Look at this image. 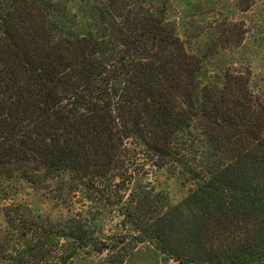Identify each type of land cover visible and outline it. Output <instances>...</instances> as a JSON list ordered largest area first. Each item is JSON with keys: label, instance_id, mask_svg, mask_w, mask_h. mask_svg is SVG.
<instances>
[{"label": "trees", "instance_id": "trees-1", "mask_svg": "<svg viewBox=\"0 0 264 264\" xmlns=\"http://www.w3.org/2000/svg\"><path fill=\"white\" fill-rule=\"evenodd\" d=\"M86 5L83 22L63 0H0V177L53 192L66 175L174 264H264V97L249 74L201 83L203 60L144 0ZM242 32L230 20L218 46H239ZM139 154L190 181L187 195L169 204L132 181ZM4 216L22 242L17 264H45L61 238L93 241L79 217Z\"/></svg>", "mask_w": 264, "mask_h": 264}, {"label": "rangeland", "instance_id": "rangeland-1", "mask_svg": "<svg viewBox=\"0 0 264 264\" xmlns=\"http://www.w3.org/2000/svg\"><path fill=\"white\" fill-rule=\"evenodd\" d=\"M63 1L78 19L87 20L88 0ZM235 1L144 0L153 9L163 10L185 49L203 60L198 73L201 83L218 80L230 70L241 71L249 74L253 91L264 97V0H255L246 11L238 10ZM230 20L241 27L242 41L237 47L230 48V42L226 48L218 46L222 41L220 34L230 27ZM128 174L132 181L164 194L169 204L180 202L193 186L190 181L182 182L166 167H153L142 154L135 157ZM66 177L51 180L53 192L35 189L21 178L0 177V264H17L10 255H14L13 249L22 248L21 240L10 230L4 216V211L11 209H21L26 218L43 223L63 222L72 216L85 221L82 222L95 246L78 248L77 242L61 238L56 254L45 264H57L70 251L74 254L65 264H174L148 242H137L116 207L90 200L83 191L72 192L65 183ZM97 246L106 248L97 251Z\"/></svg>", "mask_w": 264, "mask_h": 264}]
</instances>
